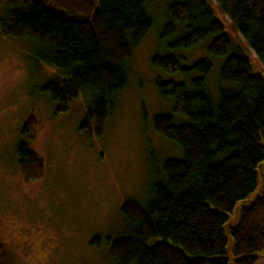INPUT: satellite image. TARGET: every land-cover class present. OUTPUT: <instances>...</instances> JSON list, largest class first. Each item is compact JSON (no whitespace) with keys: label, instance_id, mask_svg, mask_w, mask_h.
Returning <instances> with one entry per match:
<instances>
[{"label":"trees","instance_id":"1","mask_svg":"<svg viewBox=\"0 0 264 264\" xmlns=\"http://www.w3.org/2000/svg\"><path fill=\"white\" fill-rule=\"evenodd\" d=\"M154 1L0 0L6 10L0 33L39 46L40 58L62 75L43 87L56 113L69 110L83 93L87 108L79 129L102 137L128 84L133 50L154 25L149 8ZM224 15L244 41L232 35ZM210 35L209 53L223 58L216 100L208 87L212 61L200 57L188 63L179 53ZM159 37L168 39V50L153 54V67L182 79L155 78L173 109L155 115L153 126L181 148L182 157L163 160L145 203H123L128 226L125 234L107 237L110 256L115 264H257L264 255V190L241 208L236 223L227 224L237 205L262 184L264 0H173ZM35 125L30 116L23 134ZM17 154L26 181L43 178L44 161L36 151L21 142Z\"/></svg>","mask_w":264,"mask_h":264},{"label":"rangeland","instance_id":"2","mask_svg":"<svg viewBox=\"0 0 264 264\" xmlns=\"http://www.w3.org/2000/svg\"><path fill=\"white\" fill-rule=\"evenodd\" d=\"M171 1L149 3L154 25L133 50L127 63L128 84L116 98L102 137L79 129L87 108L83 93L72 100L69 110L56 113L43 87L62 75L40 58L39 46L29 38L0 33V228L4 226L12 244L10 264H115L107 237L126 232L123 203L127 199L145 203L161 177L163 160L182 157L181 148L153 126L155 115L173 109V101L159 94L155 78L182 79L180 73L170 74L151 63L153 54L165 53L168 39L179 33L167 40L159 37ZM213 6L221 17L215 1ZM5 14L0 7V18ZM224 18L232 35L244 41ZM212 39L210 35L179 53L188 63L200 57L212 61L208 87L216 100L223 58L209 53ZM30 116L36 125L24 135ZM21 142L44 161L39 181L28 182L23 176L17 154ZM96 237L99 243L93 244ZM257 264H264V255Z\"/></svg>","mask_w":264,"mask_h":264},{"label":"flooded vegetation","instance_id":"3","mask_svg":"<svg viewBox=\"0 0 264 264\" xmlns=\"http://www.w3.org/2000/svg\"><path fill=\"white\" fill-rule=\"evenodd\" d=\"M0 223H3L1 218ZM4 230V226L0 228V260L2 262L10 264L13 254V248L8 235L6 232H4ZM0 264L2 263L0 262Z\"/></svg>","mask_w":264,"mask_h":264},{"label":"water","instance_id":"4","mask_svg":"<svg viewBox=\"0 0 264 264\" xmlns=\"http://www.w3.org/2000/svg\"><path fill=\"white\" fill-rule=\"evenodd\" d=\"M259 170H260V177H261V180H262V184H261L260 188H259V189H258V190H257V191H256L251 197H250V198H248V199H246V200L240 202V203L237 205L236 210H235V214H234L233 217H231L230 222L227 224V226L230 225V224H234V223H236L237 220H238V216H239V213H240L241 208H242L243 206H248V205L252 204L253 201H254L258 196H260L261 193H262V191L264 190V173H263V170H264V163H262V164L260 165V169H259ZM227 226H226V227H227Z\"/></svg>","mask_w":264,"mask_h":264}]
</instances>
